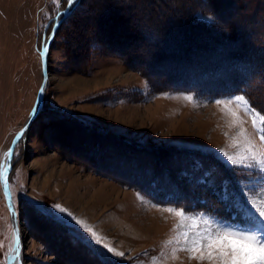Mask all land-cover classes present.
<instances>
[{
  "label": "rangeland",
  "instance_id": "rangeland-1",
  "mask_svg": "<svg viewBox=\"0 0 264 264\" xmlns=\"http://www.w3.org/2000/svg\"><path fill=\"white\" fill-rule=\"evenodd\" d=\"M80 2L0 0V160L36 103L44 79V43L65 20L50 49L42 111L18 143L10 174L24 264H208L190 260L184 251L172 254L177 245L166 242L176 236L178 218L164 209L211 213L195 200H157L131 184L132 172L125 167H165L187 191L192 186L189 176H181V164L195 160L200 166L208 160L213 167H205L200 178L206 182L207 175L214 180L228 174L220 175L218 195L226 218L231 213L235 219L230 204L243 202L240 189L249 175L232 171L216 154L220 148L243 152L232 139L237 128L229 126L231 117L216 101L242 95L252 104L244 94L215 95L211 80L201 74L227 68L238 45H251L246 49L264 59V0H84L67 20ZM260 68L258 83L264 81V65ZM187 74L196 76L195 89ZM258 97L264 109V91ZM239 115L264 151L251 118L243 110ZM100 190L112 199L100 198L96 211L84 212L75 204L80 194L87 204ZM245 194L260 195L246 189ZM34 201L67 208L124 257L85 247L78 233L38 215ZM131 227L141 229L142 240L130 234ZM14 235L0 181V264H17Z\"/></svg>",
  "mask_w": 264,
  "mask_h": 264
},
{
  "label": "snow or ice",
  "instance_id": "snow-or-ice-1",
  "mask_svg": "<svg viewBox=\"0 0 264 264\" xmlns=\"http://www.w3.org/2000/svg\"><path fill=\"white\" fill-rule=\"evenodd\" d=\"M63 2V0H61ZM69 4L72 0H67ZM55 28H53V35ZM48 50L45 43L43 53ZM45 88H40V93H44ZM43 99V96H41ZM187 101H192L193 97H185ZM218 105H222V111L226 116L231 117L230 127H236L237 133L233 137L235 146L239 149L243 147V152L230 154L224 148L216 150L217 156L229 166L234 172H245L249 175V183L241 189V200L233 199L230 206L235 210L236 216L227 218L208 213H194L185 208L166 207L164 210L174 214L178 218V223L174 225L176 236L167 241V244H176L172 248V254L179 251L188 253V258L198 262L207 261L208 264H264V151L257 148L255 141L248 135L243 127L244 121L239 115V110L251 118L252 127L258 135L259 142L264 145V114L253 108L249 101L242 95L229 97L226 100H217ZM235 105V108L231 106ZM35 112L36 109H33ZM23 130H21V134ZM227 136V133H225ZM243 140L241 145L240 139ZM17 142L13 140V144ZM14 156V149L8 148L0 160V181L3 182L4 195L12 209L13 217L16 216L15 206L11 201L10 185L8 181L11 162ZM255 177V179H251ZM247 192L256 193L259 197H250ZM143 201V196L138 194ZM261 201V202H258ZM34 211L48 219L50 222L69 228L78 233V242L85 247L91 246V250L102 255L113 254L117 257H124V252H118L114 247L104 243V237L90 228L86 223L77 219L67 208L60 204L45 206L42 202H33ZM86 242V243H85ZM20 236L19 230H15L12 248V259L20 264Z\"/></svg>",
  "mask_w": 264,
  "mask_h": 264
},
{
  "label": "trees",
  "instance_id": "trees-1",
  "mask_svg": "<svg viewBox=\"0 0 264 264\" xmlns=\"http://www.w3.org/2000/svg\"><path fill=\"white\" fill-rule=\"evenodd\" d=\"M83 2L84 0H81L80 5L75 9L71 16L67 17V20L71 19L74 14L77 13L76 11ZM246 48L253 49L251 45L249 47L238 45L236 49L231 51L234 55H232L229 60L230 62L227 63V68L222 69V67L220 68L217 66L215 69L216 72L212 74H208V71H204V73L201 74V79H207V81L211 80L210 83L213 86L212 92H214L215 95L244 94L250 100L254 108L263 112V103L262 101H258L257 98H259V94L264 91V81L258 83L257 77L262 72V68L260 67L264 65L262 62L264 59L259 57L254 51ZM186 78H188L186 80L191 81L189 85L195 89L198 85L196 84V76H194V74H187ZM194 161L195 160L190 163L186 162V165L182 163V168L179 171L183 178L189 176V180H186L191 184L190 187H192L188 188L187 191L182 188L180 182L167 175H171V173L165 167L160 169L159 167L151 166L152 164H150L147 166L140 165L138 167L128 166V169L126 166L125 170L129 173L132 172L133 181H130L132 182L131 184L136 185V187H139V185L142 186L148 193L161 202L177 203L185 201L192 202L195 200L197 201L196 205L200 206V208L202 207L211 214L226 218L224 204L220 200L218 189H221L220 182H222V179L224 178H222V176L228 174L222 172V174H220L222 176H216L214 180L211 179L210 174L209 176L207 175V180L204 182L200 178L202 175L201 173H203L205 167L212 168V164L214 163H208V160L207 162L200 160L202 164L196 166ZM122 163L124 164L125 162L122 161ZM186 167L188 170L184 171L183 168ZM161 172H165L166 175L160 174ZM209 179L212 181L213 185L209 183ZM193 186L196 188H193ZM182 192L185 194L184 197L182 196ZM229 215L231 216V213H229Z\"/></svg>",
  "mask_w": 264,
  "mask_h": 264
},
{
  "label": "water",
  "instance_id": "water-1",
  "mask_svg": "<svg viewBox=\"0 0 264 264\" xmlns=\"http://www.w3.org/2000/svg\"><path fill=\"white\" fill-rule=\"evenodd\" d=\"M63 20H64V18H62V19L59 20V22L54 26V28H55L54 35H53V32H52L51 36L45 41V43L48 45V50H47L46 53H43V55H42L43 70H44V79H43V82H42V85H41V87H44L45 90H46V85L48 83V80L50 78V68H49V64H48V62H49L50 49L52 47V43H53L54 38L56 36L57 30H58V28L61 25V23H62ZM45 43H44V45H45ZM42 52H43V49H42ZM41 96H43V99H41ZM44 99H45V91H44V93L41 94L40 93V89H39V93H38V96H37V100H36V103H35L34 108H33V109H36V111L34 112L33 109H32V111H31L30 115L28 116L26 122L24 123V125L22 126V128L15 135L14 139H16L17 142L15 144H13V141H12L11 148L14 149V156H15V151H16V147H17L18 143L26 135V132L29 130V128L32 126V124L38 118L40 112L42 111V108H43V105H44ZM21 130H23V133L22 134H21ZM14 156H13V159H12V162H11V169H10L9 175H8L9 185H10V174H11V171L13 169ZM2 184H3V182H2ZM3 190H4V187H3ZM10 192H11V189H10ZM11 201H12V204L15 206L14 199H13V196H12V192H11ZM7 204L9 206L8 200H7ZM9 209H10V207H9ZM14 210L16 212V216L15 217H13V215H12V209H10V213H11L12 222L14 224L15 230L16 229L19 230L20 244H21V246L19 248L20 257H21L20 264H24V261H23L22 234H21V230H20L19 216H18V212L16 210V207H15Z\"/></svg>",
  "mask_w": 264,
  "mask_h": 264
},
{
  "label": "bare ground",
  "instance_id": "bare-ground-1",
  "mask_svg": "<svg viewBox=\"0 0 264 264\" xmlns=\"http://www.w3.org/2000/svg\"><path fill=\"white\" fill-rule=\"evenodd\" d=\"M160 8V7H159ZM134 11H136V10H134ZM130 12V11H129ZM134 14V13H133ZM175 14H176V12H175ZM174 14V15H175ZM177 15V14H176ZM178 16V15H177ZM167 17H169L168 15H167ZM164 19V18H163ZM165 19H167V18H165ZM170 19V18H169ZM129 20V19H128ZM137 21V20H136ZM168 21V20H167ZM134 22V21H133ZM163 22V21H162ZM167 23V22H166ZM132 24V23H131ZM162 26H165V25H163L162 24ZM162 29V28H161ZM163 30H166V29H163ZM160 45V44H159ZM157 46H158V44H157ZM156 47V46H155ZM127 48V47H126ZM160 48V47H159ZM150 50V49H149ZM133 54V53H132ZM138 54V53H137ZM59 132V131H58ZM54 136V135H53ZM81 136V135H80ZM85 136V135H84ZM71 138V137H70ZM83 138H85V137H83ZM81 139V138H80ZM71 140V139H70ZM79 140V139H78ZM87 140H88V138H87ZM81 141V140H80ZM85 141V140H84ZM77 142V141H76ZM73 143V142H72ZM75 143V142H74ZM65 144V143H64ZM80 144V143H79ZM82 144V143H81ZM66 145H67V142H66ZM76 146H77V144H76ZM70 147V146H69ZM90 147V146H89ZM94 147V146H93ZM92 147V148H93ZM70 150V149H69ZM86 154V153H85ZM89 157V156H88ZM97 158V157H96ZM97 166V165H96ZM98 167V166H97ZM104 168V167H103ZM102 167H101V169H103ZM100 169V168H99ZM98 171V170H97ZM104 171H106V169L104 170ZM101 172H103L102 170H101ZM110 173V172H109ZM112 173H114V172H112ZM111 173V174H112ZM115 175H116V173H115ZM119 175V174H118ZM85 196V194H80L78 197H76L77 199H76V202L77 203H75V204H78V205H80V206H82V207H84L85 208V210H84V212L85 211H88V212H90V210H92L93 212L94 211H96L97 210V208H98V206H99V204H97L98 203V200H100V198L102 199V201L103 202H105V203H109L110 202V200L112 199V196L109 194V193H107L106 195L103 193V191L102 190H100V191H98V193H96V194H93L91 197L89 196V198H88V200H87V204H84V201H83V199L85 198L84 197ZM88 196V194L86 195V197ZM77 205V206H78ZM86 208H88V209H90V210H86ZM84 215V214H83ZM86 215V214H85ZM87 216H88V214H87ZM130 234H132V236H134L135 238H140V240H142L141 238H142V233H141V229L139 228V227H134V228H130ZM134 245H137V240L136 239H132V241H131ZM138 242H140V241H138ZM132 244V245H133ZM138 246V245H137ZM57 250H59V249H57ZM58 252H60V251H58ZM68 253H70V252H68ZM63 254V253H62ZM73 255H74V253H73ZM73 255H71V257L73 256ZM68 256L70 257V254H68ZM70 257V258H71ZM69 258V259H70ZM77 257H75V259H76ZM72 260H74V259H72ZM71 260V261H72ZM68 261H70V260H68ZM76 261V260H75ZM71 263H73V262H71ZM85 264V263H84ZM88 264V263H87Z\"/></svg>",
  "mask_w": 264,
  "mask_h": 264
}]
</instances>
